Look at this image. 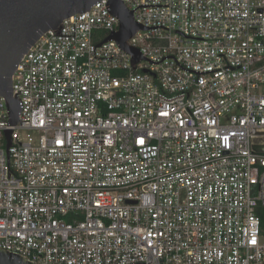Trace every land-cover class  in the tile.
<instances>
[{
  "label": "built area",
  "instance_id": "built-area-1",
  "mask_svg": "<svg viewBox=\"0 0 264 264\" xmlns=\"http://www.w3.org/2000/svg\"><path fill=\"white\" fill-rule=\"evenodd\" d=\"M108 0L0 95V248L35 264H264V0ZM148 58V59H147Z\"/></svg>",
  "mask_w": 264,
  "mask_h": 264
},
{
  "label": "water",
  "instance_id": "water-1",
  "mask_svg": "<svg viewBox=\"0 0 264 264\" xmlns=\"http://www.w3.org/2000/svg\"><path fill=\"white\" fill-rule=\"evenodd\" d=\"M98 1L101 0H0V95L5 97L9 112V122L5 129L8 160L13 131L11 126L19 121L21 114V101L18 100L17 93L15 97L13 96V75L17 64L44 33L59 28L65 18L90 10ZM140 6H168V4L139 5L136 8ZM107 8L120 19V29L112 30L105 41L115 39L119 47L132 54L133 63L145 59L139 49L128 45V40L140 28L165 26H146L135 21L133 11L136 8L128 9L123 0H108ZM0 264L35 263L17 253L0 248Z\"/></svg>",
  "mask_w": 264,
  "mask_h": 264
}]
</instances>
